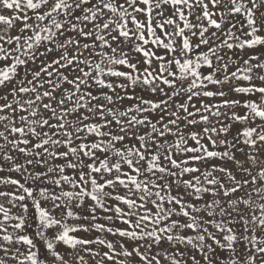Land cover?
<instances>
[{
	"label": "snow or ice",
	"instance_id": "1",
	"mask_svg": "<svg viewBox=\"0 0 264 264\" xmlns=\"http://www.w3.org/2000/svg\"><path fill=\"white\" fill-rule=\"evenodd\" d=\"M0 264H264V0H0Z\"/></svg>",
	"mask_w": 264,
	"mask_h": 264
}]
</instances>
